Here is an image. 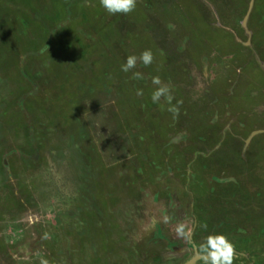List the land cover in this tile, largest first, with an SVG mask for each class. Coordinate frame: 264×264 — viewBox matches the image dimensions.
<instances>
[{"label":"rangeland","instance_id":"374dc122","mask_svg":"<svg viewBox=\"0 0 264 264\" xmlns=\"http://www.w3.org/2000/svg\"><path fill=\"white\" fill-rule=\"evenodd\" d=\"M144 1L146 6L142 9L144 12L142 28L127 30L120 20L111 32V37L106 39L108 43L102 38L101 26L99 29L95 20L81 23L78 27L80 31L76 35L77 38L75 36L72 38L70 33H76V29L70 31L69 28L62 26L59 30L57 27L60 24L57 27L50 24L47 12L40 10L34 15L36 16L35 22L30 27L27 25L26 28L21 22L20 27L18 26L22 34H28L34 38L35 41L32 40L29 45L21 40L23 36L17 32L15 22L12 21L13 18L16 21L20 19L21 12L15 9V4L8 3V0H0L1 123H6L4 115L7 114L8 109L3 107H8L6 99L18 100L19 97L24 99L31 88V91H35L31 97L33 99L30 100L37 99L41 96L40 93L48 94L53 98L50 103L51 108L58 113L59 118H64L63 124L66 127H60L57 122L55 126L52 124L50 127L60 132L58 136L62 139H60L61 145L59 146L69 151L66 154L68 160L60 161L68 162L69 159L81 161L83 155L86 154L89 142L85 132L82 134L79 133L80 131L75 132L72 124L76 123L70 122L72 118L69 117L68 105L58 99H64L69 95L65 99L68 100L71 94L74 98L71 103L72 112L76 111L77 115V109L81 111L77 115L80 127L88 119H92L90 124L93 123V130L101 131L99 138H94L97 146L95 151L100 154H97L90 173L84 174L82 165L68 170L63 169L61 165L62 169L59 167V170L62 177L54 175L56 182L54 181L53 185L38 190V182L41 180L30 181L32 185L27 186L34 191L31 189L32 194H29L32 198L25 200L27 201L26 207H30L27 216L19 217L26 214V211H21L22 206L17 199L23 197L22 192L16 191L17 195L13 201L9 197L10 192L0 189V218L3 214L15 216L17 215H14L15 211L19 214L24 213L23 215L18 214L16 221L15 219L8 220V223L3 226L14 234L10 231L8 235L2 234L3 224L0 221V264H42V261H47V264H58V261L65 256V259H62L63 264H142V260H152L148 249L156 246L149 242L146 232L149 239H155L156 242L159 240L160 244V240L164 239L161 237L162 232H168V230L175 232V236L171 238V246H167L170 255L176 254L175 256L178 257L185 253L192 254L195 244L193 243L194 237L196 244L199 245L210 234H224L236 247L238 256L234 264H264V94H260V92L264 93V90H261L264 88V83L259 85V91L254 86L249 88L244 84L247 78L244 79L245 75L241 70L246 64L247 56L251 54L254 57L257 56L260 63L264 64L263 59L260 58L262 54L259 56L257 50L254 49L256 46H252V39L254 42L259 39L264 51V35L261 33L256 38L252 33L255 30L253 25L255 27L257 18L259 16L260 20L261 17L264 18V11L252 17V9L246 28L243 29L241 23L250 0H240L239 3L236 2L237 0H232V3L227 1L223 5L224 7L229 5V10H223L221 0H213V2L208 0ZM98 3L95 2L93 6ZM188 3L192 4L185 8ZM255 4L254 0V6ZM261 5H264L262 1ZM242 8H245V13L238 17ZM94 10L98 11L97 8ZM152 26L163 29V32L168 31L169 34L175 31L174 37L177 36L178 30H182V27L189 26L190 29H202V37L192 34L195 36L193 39L200 40L194 44L189 41L192 35L186 39L183 34L175 39L172 35L171 39L162 38L166 41L161 40L160 42L159 35L157 31L151 29ZM238 26L243 33V39L235 30ZM181 33L182 31L179 34ZM28 35L25 38L27 37L29 41L30 36ZM91 37L95 44L87 41L91 40ZM46 38L49 40L43 41ZM63 38L64 41H62ZM57 39L62 42L55 45L54 42ZM247 39L250 41V46L243 47ZM167 40H170L174 46L175 60L167 64L166 76H161V81L166 84V77L171 79L168 85L174 97L173 105L177 101H182L179 105L178 117L174 118L173 114L167 110L169 105L163 100L160 103L152 102L151 94L155 86L151 78L136 80L137 85H133L132 81H127L129 85L127 87H124L123 83L112 86L108 83L107 77L101 76L102 78L97 79L98 67L102 69L108 64L107 67L112 69L106 72L107 76L113 74L115 77L121 72L119 62L124 63L128 55L139 56L143 51L142 46L146 44L150 45L149 49L152 53L154 51L158 53L160 50L169 51L166 48ZM45 43L47 50L58 49L65 57L60 63H56L57 70L54 76L39 73L41 69L37 61L38 57L18 58L19 50L24 51L27 47L26 50L30 49L32 52L35 49L33 45L36 44L39 49ZM99 43L105 44L109 52L101 53L102 46H98ZM255 44L258 43L255 42ZM257 47L261 51L260 45ZM111 53L113 55H110ZM109 55L110 58L114 57V61L116 60L114 63L108 58ZM67 59L71 61L67 62ZM140 64L138 62L136 68ZM250 65L249 70L253 71L255 64L250 63ZM256 65L262 72L260 75L264 74L257 60ZM65 67L68 69L65 70ZM58 69H62L60 76L73 73L74 76L79 75L78 80L75 82L68 78L57 77ZM160 69L159 73L162 74V68ZM136 70L142 73L140 69ZM87 73L93 76L91 82L88 83L89 86L93 83V87L88 88L85 83H80L83 82L81 77ZM250 76L251 74H248L250 80L254 79ZM96 79L99 80L98 84H96ZM58 82L62 83L58 85ZM235 82H239L240 85ZM65 83L70 84L71 87L68 88ZM32 87L35 88L32 89ZM109 87L114 88L110 91ZM89 89H92L90 95L87 94ZM138 89L143 91L142 96L136 95ZM145 96H148L147 99ZM118 97L130 103V105L124 103L128 117H122L121 114L115 115L118 118L121 117L122 121L128 122L124 129L127 138L119 137L114 133L113 114L106 113L107 109L115 106ZM98 98H101V103H103L99 108ZM143 100L150 105H143ZM22 108L25 110L26 107ZM39 108L32 105L27 115L25 114L29 117V123L35 131L40 130L41 124L45 123L42 121L43 118H39V116H44ZM181 125L187 126L188 136H184L185 130L183 129L176 131V128ZM49 126L50 123H47L45 128L48 130ZM76 129L80 128L76 127ZM68 130L73 133L72 136L67 134ZM87 130L92 129L87 126ZM65 135L68 136L64 137ZM250 135L252 137L249 143L245 144ZM228 141L235 142L237 147H234V143L228 147L226 144ZM201 143H206L207 147L202 146ZM76 147L79 148L77 153ZM198 155L207 157L205 162L208 165L202 179L203 183L197 186L192 185L190 176L192 171L184 166L185 164L189 166L194 162L192 159ZM40 157L39 160L46 161V163L48 159L50 160L44 153ZM138 157L156 171L153 175L155 181H151L150 186L144 185L146 180L142 179L150 178L151 172L141 173ZM99 158L102 160L101 165ZM209 158L212 160L209 161ZM174 160L180 161L179 165L183 164L178 171L174 166L176 163ZM50 162L48 167H52L53 174L57 171L59 164H64L56 161ZM216 163H218V168L213 167ZM50 172V170L44 171L47 177ZM83 175L87 179L83 178ZM135 176L141 179L139 183L143 189L136 185L135 180L138 179H133ZM87 180L89 183H86ZM16 185L21 186L22 183L16 182ZM24 187L26 188V185ZM87 187L92 189L90 191H94L97 200L88 206L89 210H106L107 214L118 211L130 212V218L134 224L129 227L130 230L126 234H118L115 230V228L118 229L117 222H114L108 214L107 218L110 219V223L107 221V226L111 227L110 231L106 229L103 232V243H99L101 236L98 229L88 226L89 229L84 231L86 236L84 241L90 240L91 244L80 246L78 252H72L71 243L74 240L71 238L75 236H69V234L74 229L73 227L77 233V223L72 216L76 212H73V203H78V196L76 197L78 190L79 193L82 190L80 195L84 197L86 192L84 193L83 190ZM107 187L109 191L105 189ZM41 190V194L47 195L45 197L47 201L40 200L41 196L38 193ZM33 192L36 194L34 197ZM106 193L118 202L119 208L114 206L107 209L105 206L107 202L104 205L102 201H99L110 200L104 198ZM200 196L206 197L213 203L218 200L220 211L218 210L214 226L209 225L210 222L207 221L213 214H207L208 212L204 209L202 217L206 219L203 221H207L205 226H196L188 218L187 220L182 217L180 219V210L186 211L193 203H198ZM224 205L229 208L224 210L221 208ZM83 207V210L86 209V206ZM56 214L58 223L51 225L53 215ZM84 215L85 222L96 225L92 216ZM166 217L167 221H165ZM24 223L21 229L19 225ZM65 229L69 231L65 232ZM148 229H154L156 235H152ZM178 229H183V231L191 229V241H186L179 236ZM4 237L7 243L3 244ZM198 262H200L198 264H203L202 261Z\"/></svg>","mask_w":264,"mask_h":264},{"label":"flooded vegetation","instance_id":"af4514ba","mask_svg":"<svg viewBox=\"0 0 264 264\" xmlns=\"http://www.w3.org/2000/svg\"><path fill=\"white\" fill-rule=\"evenodd\" d=\"M141 1L142 0H137L136 9L131 14L115 15L116 20H114V21L116 22V24H118L121 20L120 23L123 24L125 26V29H127V30L131 29V31H132L135 28L137 29V27H139L141 29L142 28L141 24L144 23V19H143L144 18V12H142V9H145V6H146L145 1L144 0H143V2H141ZM227 1L232 3V0H221V4H222L221 6H222L223 10H229V5H226V7H224V5H223ZM190 4H192V3H190ZM190 4L188 3V6H186L185 8H188L190 6ZM180 9L183 10L182 8H180ZM87 13H88V9L85 8L83 12L79 13V15L80 14L86 15ZM107 15H109V14H107L103 9V11L100 14H98V18L97 17L94 18L95 22L98 23V25H99V29L101 26V29H100V31L102 32L101 36L105 40L106 43H108V41L106 39H108V37H111V35H112L111 32L114 31V27L111 26V24H110L112 20L110 17L107 18ZM21 18H22V16H21ZM20 19H18L16 21V19L13 18L12 21L20 23L22 21V19L21 20ZM80 21H82V20H80V19L78 20V18L76 21H73L72 17L68 16L65 18V20L62 23H60V25L57 28L59 30H61L62 26H65V27H69L70 31H73L74 29H76V33H74V34H73V32L70 33V37L75 36L77 38L76 35L80 31L78 29L79 25H81ZM223 22H224V20H223ZM192 26H193V24H192ZM152 27L153 28H151V29L157 31V33L159 35L158 39H160V42H161V40L166 41L165 39H162V38L167 37V38L171 39L172 38V37H170L171 35L174 37L175 31L172 32L173 34H169L168 31L163 32V29H159L158 27H155V26H152ZM232 27L234 28V26H232ZM236 28H235L236 32L238 31L237 34L240 37H242V39H243L244 37H243V33L241 31L240 26H238ZM254 28H255L254 32L252 31L253 37L255 36L257 38L258 36L261 35V33L264 35V18L261 17V20H260V16H259L257 18L256 23H255V27L253 25V29ZM201 30L202 29H198V30L194 29V28L190 29L189 26L188 27H182V30H181L182 33L179 34L181 31L178 30V33H176L177 36H175L173 39H175L176 37H180L182 34L184 37H186V39L188 38L189 35H192V34H196V35H198V37H202V31ZM27 35L28 34H22L21 36H23V37L21 40L24 43L26 42L27 44L30 45V42L32 40L33 41H35V40H34V38H32V36L28 35L31 38V39L29 38V41H28V39H26L27 37L25 38V36H27ZM194 37L195 36L192 35V37L189 39V41L192 42L193 44L197 43V41L200 42V40H198L197 38H196V40L193 39ZM48 40H49V38H46V40H43V41L47 42ZM62 41H64V38ZM62 41L57 39V41H55L54 44L58 45ZM87 41H89V43L95 44L94 39L92 37H91V40L89 39ZM252 41H253L252 46L253 47L256 46V48H254V49L257 50L256 52L259 56L262 54L260 56V58L263 59V61H264V58H263L264 51H263V48L261 46L260 40L256 39L255 42H257L260 45L261 51L257 47L258 44L257 45L255 44L254 39H252ZM98 46H102L101 50H100L101 53L109 52V50H106L105 44L99 43ZM149 46H150L149 44H146V46H142V50L144 51L146 49H149L150 48ZM33 47L35 49L32 52L30 51V49L26 50L27 47L25 48L24 51L19 50L18 51L19 52L18 58L26 57V58L30 59L32 57H38L39 59L37 61L39 63V67L41 69L40 72L39 71L38 72L39 73H41V72L48 73V75L50 74V75L54 76L55 71L57 70V68H55L56 63H60L62 60H64L65 57H63V55L61 54V52L58 49L57 50H55V49L47 50L48 48L46 46V43L44 46L39 47V49L37 48L36 44H35V46L33 45ZM50 47H52V46H50ZM243 47H247V46L243 45ZM166 48L169 51L166 52V51L160 50V52L158 51V53H156V51L153 52L154 60H153L152 65L149 67H145L143 64H140V66L138 68H135L128 73H124L121 71V69H119V71H121V72L117 73L118 74L117 76L114 77L113 74H109V77H108L106 72H109L110 69H112V68L107 67L108 66V64H107V66H103L102 69H100V67H98L97 72L100 75V78H102L101 76H103L105 78L107 77L106 79H107L108 83L111 84L112 86H115L118 83H123L124 87H127V86H129L127 81H130V82L132 81L133 85H137L136 79L131 78L132 72L138 71L136 69H140L142 71V74L144 76V80H147V79L149 80L150 78L152 79V77H154V76H159L160 79H162L161 76H166V73L168 70L167 64L170 63L171 61L175 60V57L173 56V53H175L173 50L174 46L170 40H167ZM70 54H71V52H70ZM110 55H113V54L111 53ZM110 55L108 56V58H110ZM247 58H248L246 60L247 66L245 64L244 67L241 69L243 72L242 74L245 75L244 79L247 78V82L244 84L246 86H248L249 88H251L253 84L255 85L256 80H261L260 85L263 84L264 83V76L260 75L262 72L258 69V67L256 65V57L252 56V54H251V55H248ZM110 59L112 60L113 63L116 61V60L114 61V57H112ZM66 61L69 62V61H71V59H69V60L67 59ZM250 63L255 64L253 71L249 70V67L251 66ZM122 64L123 63L119 62V65H122ZM22 67H24L23 64H22ZM160 67L162 68V74L159 73V70H161ZM64 69L67 70L68 68L65 67ZM113 69H116V68H113ZM59 70L60 69H58V74H57L58 76L57 77H62V79L68 78L71 81H75V82L78 80L79 76L78 75L74 76L73 73H68L67 75L65 74L63 76H60L62 74V69L60 71ZM237 74L239 75V73H237ZM248 74H251L250 77L253 76L254 79L250 80V78H248ZM87 75H88V73H87ZM260 77H262V79ZM88 78L92 79L93 76L88 75ZM112 78H114V79H112ZM166 80H167L166 84H168V83H170L169 81L171 79L169 80L168 77H166ZM60 83H62V82H58V85H60ZM235 84L240 85L239 82H235ZM65 85H68V88L71 87V85L68 83H65ZM92 85H93V83L90 84V87H93ZM231 85H233V84H231ZM155 87H154V89H155ZM33 88H35V87H32V89ZM113 88L114 87H112V88L109 87L108 89H110V91H112ZM30 89L27 92L28 96L25 97L24 99H22L23 97H19L18 100H14V99L11 100V98L6 99L8 107L3 106L6 109H8L7 114L4 115L6 117V120H4V122H6V123L3 124L0 121V189H1V191H4V189H6L8 192H10L9 197L12 198L13 201H15V198L17 195L16 191L22 192L23 197L17 198V199H19V202L21 203V206H22L21 211H26V213L30 212V207L29 206L26 207L27 201H25V200L28 198H32V195H31L32 194L31 193L32 188L27 186V185H32L30 183L31 180H33L35 182L38 180H41L38 182V184H39L38 190H39L42 188H46L50 185H53L54 181L56 182L55 176L62 177V173L59 170V167L61 165H63V169H67V170L69 168L76 169L79 167V165H82V169H83L84 174L91 172L92 165L95 163V160H96V156H97V154H100L98 152L96 153V151H95L97 146L94 143V140H95L94 138L95 137L99 138V136H100L99 132H101L100 130H97V129L93 130L94 125H92L93 123L90 124V121L92 119H88L86 121V123H84L80 127V124H79L80 122L78 121L79 119L77 118V115L81 111H80V109H77L79 111V112L77 111V115H76V111L74 113L72 112L73 106H71L72 105L71 103L74 100V98H73V96H71V94H70V98L68 100H65V99L69 95L67 97H65L64 99L55 98V99H58V101H60V102L64 101L68 105V109L70 110L69 111L70 112L69 117L72 118V120L70 122L76 123V124H72V126L74 125L73 127H75V132L80 131L79 133H81V134L85 132L86 133L85 135L88 138V142H89V146L86 147V150H87L86 154L83 155V157L81 158V161L76 160L77 161L76 162L73 159H69L70 161L63 162L64 160H66L68 158V157H66V154H68L69 151L66 150L64 147L59 146V145H61V143H59L60 139H62L60 136H58V134L60 132L56 131L55 129H50V127L52 126V124L55 126L56 122L60 125V127H64V126L66 127V125L63 124L64 118H59L58 113H56L53 110V108H51L50 103L52 102L53 98L48 96V94L43 95V93H40L41 96H38L37 99H34L33 101L30 100V99H33L31 97L34 95V91H35V90L31 91ZM259 90H260V88H258V91ZM261 90H264V88ZM260 94H264V93L260 92ZM28 97H30V98H28ZM147 97L148 96H145V99H147ZM98 101H99V105H98V108H99L100 106H102L103 103H101L102 102L101 98H98ZM124 103L130 105V103L128 101L125 102L123 99L118 97L116 103L114 104L115 106H112L111 109H107L106 113L107 114H113L112 119H113V122L115 123L114 124V127H115L114 133L116 135H118L119 137L122 136V138H127L126 137L127 134H125L124 129H125V127H127L128 122L122 121L121 117H119V118L116 117L120 114L122 117H128V113H126L125 108H124L125 107ZM138 104L139 103H137V105ZM32 105L36 106V107H40L39 108L40 113H42L44 115V116H39V118H43L42 121H44L45 123L41 124V127H40L41 129L38 131H35L32 128V126L30 125L31 123H29L30 119H29V117L26 116L27 115L26 113H28L27 111L29 110L30 106H32ZM143 105H150V104L146 100H143ZM22 107H26L25 110ZM51 110H53V111H51ZM63 117H66V116H63ZM150 122L153 123L152 121H150ZM47 123H50L48 130L45 128L47 126ZM87 126H90L92 130L88 131ZM42 127H44V128L42 129ZM76 127L80 128V129L77 130ZM149 128L147 130H149ZM177 129L178 130H180V129L185 130L184 136L189 135V131L187 129V126L181 125V127L176 128V131H177ZM66 132L69 136H72V134H73L69 130ZM79 133H78V135H79ZM81 137H82V135H81ZM9 140H10V142H9ZM63 140H65V139H63ZM201 144H202V146L207 147L206 143H201ZM226 144L228 147H230L232 144L234 145V147H237L235 142H232V141L231 142L228 141ZM124 148H126L125 145H124ZM75 150L77 153L79 151V148L76 147ZM43 153L46 154V157L50 158V160L48 159L47 163H46V161L44 162L42 160H39V158H41L40 155ZM206 158L207 157H205L203 155H201V156L198 155L192 159L194 162H192L189 166L185 164L184 167H188L189 170L192 171V175H190L192 178L191 179L192 185L198 186V184L203 183L202 179H203L204 174L206 173V167L208 165L205 162ZM62 159H63V161H60ZM211 160H212V158H209V161H211ZM50 161H56L57 163H64V164H59V166L57 167V171H55V173L53 174L52 167H48L49 166L48 163ZM138 161L140 164L139 168H141L140 169L141 173H143L145 171L151 172L150 178L147 177V179H142V180H146V183L144 185H148V186L152 185L151 181L154 180L153 175L156 172L155 169H153V167H151L149 164L143 163L142 158H140V157H138ZM174 162H176L175 165L174 164L173 165L175 166L177 171L180 168H182L183 164L179 165V163H181L180 161L174 160ZM50 164H51V162H50ZM99 164L100 165L102 164L101 158H99ZM213 167L218 168V163H216V165H213ZM135 168L137 169V167H135ZM46 170L51 171L49 177H47V173H44V171H46ZM186 173H187V171H186ZM137 174H139V173H137ZM83 178L87 179L84 175H83ZM133 179H138V180H135L136 185L140 186V189H143L141 183H139V180H141V179H139L136 176ZM23 180H25V182H23ZM16 182L22 183V185L21 186L16 185ZM86 183H89V180H87ZM99 184H100V182L98 181V185ZM24 185H26V188L24 187ZM81 189H83V188H81ZM86 189H89V190L86 191ZM86 189L83 190L84 193L86 192V195H84V197H81L82 195H80L82 190H80V193L78 190V195H76V197L78 196L77 200H78L79 204L73 203V207H74L73 212H75V211L76 212L73 213L72 216L74 217V221L77 223V228H76L77 233L74 231L75 227H73L74 229L71 231L70 234L67 233V234H69V236H75V238H71L74 240L72 242L73 244L71 243V245H73V248H71L72 252H74V251L78 252L80 246L83 247V245L91 244L92 241H90V240L84 241L85 237H86L84 234L85 233L84 231H86L87 228L89 229L88 226L96 227L98 229L100 236H101V237L99 236L100 237L99 239L101 240V242H99V243H103V238H104L103 232H105L106 229H108L110 231V227H111L110 225H109V227L107 226V221L110 223V219L108 220V218H107L108 214L114 222H117L118 229L115 228V230L118 232V234H121V233L126 234L130 230L129 227L133 226V224H134V221H133V223L131 221L132 219L130 218V212L123 213L122 211L121 212L118 211V212H112L111 213L112 215L110 213H108L105 216L104 211L99 210L100 211L99 212L96 210H89L88 206L91 205L94 202V200H96V198H95L94 193H93L94 191L93 192L90 191L92 189H90L89 187H87ZM105 189L107 191H109L108 187ZM32 191H34V189H32ZM215 191H217V188H215ZM40 192H42V191H40ZM29 193H31V194H29ZM34 194L35 193L33 192V197L36 195V194L35 195ZM38 195L41 196L40 200H44V198L47 196V195L45 196L44 194H41V193H38ZM200 195H201V190H200ZM104 196H105L104 198H108L110 200L102 199L99 201H102L104 203V205H105V202H107V204L105 205L107 209H109L110 207H114V206H115V208H119L117 205L118 202L115 201L110 194L106 193V194H104ZM71 202H73V200H71ZM208 202L210 203L209 205L207 204ZM82 205L86 206L85 207L86 209L83 210L84 207ZM130 206H132V205H130ZM221 208H224V210H225L229 207H226V205H224ZM203 209L206 212H208L207 214H213L216 217H218V210H219L218 209V200L214 201V203H213L212 201H209L206 197L200 196V200L198 203H196V204L193 203L188 209H186V211H183L182 209L180 210V212H181L180 219H181V217L183 219L186 218L185 220H187V218H188V219L192 220L196 224V226H198V225L205 226L207 221H209L210 219H208L207 221H203V220H206V219H203V217H202ZM105 212H106V210H105ZM79 213H80V215H79ZM15 214L18 215L19 213H16V211H15L14 215ZM84 214H86V217L92 216L94 221H96V225H93L89 222H85L83 220V218L85 217ZM17 215L11 216L12 220L15 219V221H16ZM19 215H22V214H19ZM19 217L22 218V217H24V215L19 216ZM99 217H101V219H99ZM9 220H11V219H9ZM57 220H58L57 215H53L51 225H54V224L57 225V223H58ZM2 221H3V219L1 217V222ZM94 221H93V223H94ZM209 225H211V224H209ZM1 229H3V227H1ZM64 231L68 232L69 230L65 229ZM148 231L151 232L152 235L153 234H154V236L156 235L154 229H148ZM63 234H66V233H63ZM80 235H82V237H78ZM174 236H175V232H172L171 230H168V232H162L161 237H164V239L160 240V244H159L158 243L159 240H157V242H156L155 239H153V240L149 239L148 234L146 232V237L149 240V242L156 245L155 247H151L148 249L149 252H151L149 257H152V260L155 259L157 261H152V260H148V261L145 260L144 261V260H142L143 261L142 264H178L179 262H181V264H183L186 260H188L191 256H193L194 255L193 248H192V254H189V255L187 253L182 254V256H178V257L175 256L176 254L170 255V250L168 251L167 246L171 244V238H173ZM193 243H195L194 245H197L195 237H194ZM45 244H47V243H45ZM65 257L61 258L58 261V264H63L62 259H65ZM198 263H200V262H197V264Z\"/></svg>","mask_w":264,"mask_h":264},{"label":"clouds","instance_id":"9594fccd","mask_svg":"<svg viewBox=\"0 0 264 264\" xmlns=\"http://www.w3.org/2000/svg\"><path fill=\"white\" fill-rule=\"evenodd\" d=\"M99 5L109 15H128L136 9L137 0H99ZM153 60L152 51L146 49L139 56H127L125 62L121 65V71L124 73L132 71L137 67L138 62L145 67H149L152 65ZM131 78L141 80L144 76L139 71H133ZM151 82L156 86L151 94L152 102L160 103L163 100L164 103L169 105L167 110L173 114L174 118L178 117L179 105L182 104V101H177L175 105L172 104L174 97L171 93V88L168 84L163 83L159 76L152 77ZM259 85L253 84L252 87L254 86L255 89H258L260 88ZM136 95L142 96L143 91L138 89ZM165 221H167V217ZM177 234L186 241H191V229L188 231L178 229ZM194 252L203 264H234L238 256L235 245L224 234L208 235L199 245H194ZM42 264H47V261H42Z\"/></svg>","mask_w":264,"mask_h":264},{"label":"trees","instance_id":"16d2710c","mask_svg":"<svg viewBox=\"0 0 264 264\" xmlns=\"http://www.w3.org/2000/svg\"><path fill=\"white\" fill-rule=\"evenodd\" d=\"M99 0H8V3L14 5L15 4V9L21 12L22 16V21L23 25L27 28L30 27V25L35 22L34 16L36 13L40 12V10H44L47 12V19H49V23L52 24L53 26L57 27L60 23H62L66 17H72L73 21H76L77 18L80 21V23L84 22H94V18H98V14H100L103 11V8H101L98 4ZM213 2V0H209ZM256 4L253 7V12H252V17H254V14H259L262 11H264V5H261V1L263 2L264 0H255ZM98 3L96 6H93L94 3ZM237 2H241L240 0H237ZM264 3V2H263ZM88 9V13L86 15H79L80 12H83L84 9ZM97 8L98 11L96 12L94 9ZM98 13V14H97ZM245 13V8H242L241 12L239 13L238 17L243 15ZM79 15V16H78ZM111 18V26L114 28L117 26L116 22V16L115 15H107V18ZM20 19V20H21ZM37 19V18H36ZM38 21V20H37ZM113 22V23H112ZM21 23L15 22V26L17 28V32L22 34L21 31H19V27ZM19 26V27H18ZM69 27H67L68 29ZM70 30V29H68ZM259 45V44H258ZM79 76V75H78ZM82 76V75H81ZM87 76V77H86ZM100 77L97 76V79ZM81 79L83 82L80 83H85L88 85L89 82H91L92 79L88 78V75L85 74L83 75ZM262 79V77H260ZM96 79V84H98V81ZM261 80H256L255 84H260ZM91 84V83H90ZM90 86L88 85V88ZM92 90V89H91ZM90 89L88 90V95L92 93Z\"/></svg>","mask_w":264,"mask_h":264},{"label":"water","instance_id":"95a60500","mask_svg":"<svg viewBox=\"0 0 264 264\" xmlns=\"http://www.w3.org/2000/svg\"><path fill=\"white\" fill-rule=\"evenodd\" d=\"M253 6H254V0H250L249 3H248L246 14H245V16L243 18V21L241 23V26H242L243 29L246 28V24L248 22V19H249V16H250L251 12H252ZM243 45L249 47L250 46L249 39H247V41L244 42ZM256 60L259 62L261 69L264 70V64L262 62L260 63V60H259V58L257 56H256ZM252 135H250L249 138L246 139L245 144L249 143L250 138L252 137ZM193 250H194V247H193ZM198 261H200V260L198 259V257L196 256V254L194 252V256H192L191 258L186 260L183 264H196Z\"/></svg>","mask_w":264,"mask_h":264},{"label":"crops","instance_id":"0c3cea01","mask_svg":"<svg viewBox=\"0 0 264 264\" xmlns=\"http://www.w3.org/2000/svg\"><path fill=\"white\" fill-rule=\"evenodd\" d=\"M256 88H258V87H256ZM68 135H65L64 137H67ZM42 191V190H41ZM41 193V192H40ZM23 196V195H22ZM43 201H47V199H45L44 198V200ZM24 214V213H23ZM22 214V215H23ZM27 214L28 213H26V214H24V216H27ZM57 215V214H56ZM104 215L106 216L107 215V213L105 212V210H104ZM2 219H3V221H2V227L3 226H5V224L6 223H8V220L9 219H12V217L11 216H7L6 214H3L2 215ZM57 219H58V217H57ZM209 221H210V224H212L211 226H214L215 225V221H216V216L215 215H212L211 216V218L209 217ZM0 221H1V218H0ZM57 222H58V220H57ZM34 223V222H33ZM32 224V223H31ZM24 225H25V223L24 224H21V225H19L20 227H21V229H23V227H24ZM28 225V224H27ZM8 231H10L8 228H5V227H3V229H2V234H4V235H8ZM178 232V231H177ZM10 233L11 234H14V232H12V231H10ZM201 234V233H200ZM197 241H199V240H197ZM7 243V241H6V238L4 237L3 239H2V243ZM135 242V241H134ZM200 242V241H199Z\"/></svg>","mask_w":264,"mask_h":264}]
</instances>
